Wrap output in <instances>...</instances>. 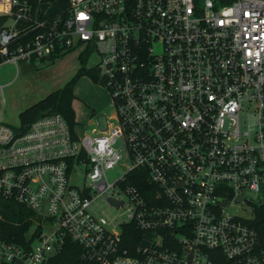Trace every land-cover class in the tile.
<instances>
[{
  "label": "built area",
  "instance_id": "obj_1",
  "mask_svg": "<svg viewBox=\"0 0 264 264\" xmlns=\"http://www.w3.org/2000/svg\"><path fill=\"white\" fill-rule=\"evenodd\" d=\"M0 17L3 62L75 52L113 106L82 138L56 112L0 119V199L42 220L0 264H50L67 240L74 264H264V0H0Z\"/></svg>",
  "mask_w": 264,
  "mask_h": 264
},
{
  "label": "rangeland",
  "instance_id": "obj_2",
  "mask_svg": "<svg viewBox=\"0 0 264 264\" xmlns=\"http://www.w3.org/2000/svg\"><path fill=\"white\" fill-rule=\"evenodd\" d=\"M52 3L50 10L56 9L54 0H43ZM90 63L81 64L75 52H70L52 61L34 60L32 63L19 62L16 66L12 62L0 64V118L3 123L15 127L19 124V113L47 94L63 87L68 80L83 68L85 73L74 86V101L72 103L75 118L74 130L82 138L90 134L92 129L97 130V120L101 127L105 118L113 115V106L107 89L100 83V75L89 70ZM92 121V123H90ZM116 177L114 173L109 179ZM77 185L87 183L83 174L73 180ZM98 210L109 215L114 213L108 206L100 202Z\"/></svg>",
  "mask_w": 264,
  "mask_h": 264
},
{
  "label": "trees",
  "instance_id": "obj_3",
  "mask_svg": "<svg viewBox=\"0 0 264 264\" xmlns=\"http://www.w3.org/2000/svg\"><path fill=\"white\" fill-rule=\"evenodd\" d=\"M25 1L31 3L34 7L37 6L38 3V0ZM55 1L58 7L63 10L68 6V0ZM5 20V17H0V27ZM3 61L4 59L0 56V63ZM79 61L84 65L85 59L83 57H80ZM84 73L85 70H83L82 67L79 68L63 87L52 91L20 112L19 122L23 126H27L46 112H56L62 115L70 129H72L75 126V118L72 109V102L74 101V86ZM37 222L40 223L42 220L35 215L34 212L16 203L0 199V240L8 243H29L41 231V227H38L33 235L28 237L31 227ZM251 224L257 229L259 241L264 248V207L255 210ZM78 255L79 248H77L72 241L67 240L65 248L53 257L50 264H74Z\"/></svg>",
  "mask_w": 264,
  "mask_h": 264
},
{
  "label": "crops",
  "instance_id": "obj_4",
  "mask_svg": "<svg viewBox=\"0 0 264 264\" xmlns=\"http://www.w3.org/2000/svg\"><path fill=\"white\" fill-rule=\"evenodd\" d=\"M54 3H55V7H56V9L54 10V11H52V10H50L51 9V7H52V3H50V4H48L47 2H45V1H43V0H38V3H37V6H38V8L43 12V13H46V14H53V13H55L58 9H59V7H58V5H57V3H56V1L54 0ZM16 69V73L18 72V69L17 68H15ZM1 90H2V85H0V92H1ZM37 102V101H36ZM35 102V103H36ZM73 103V102H72ZM34 104V103H33ZM28 108V107H27ZM1 119V118H0ZM2 121V120H1ZM20 123V122H19ZM9 126H11V125H9Z\"/></svg>",
  "mask_w": 264,
  "mask_h": 264
},
{
  "label": "water",
  "instance_id": "obj_5",
  "mask_svg": "<svg viewBox=\"0 0 264 264\" xmlns=\"http://www.w3.org/2000/svg\"><path fill=\"white\" fill-rule=\"evenodd\" d=\"M109 201H110L111 203H115L117 206L120 204L119 202H115V201L112 200V199H109Z\"/></svg>",
  "mask_w": 264,
  "mask_h": 264
},
{
  "label": "snow or ice",
  "instance_id": "obj_6",
  "mask_svg": "<svg viewBox=\"0 0 264 264\" xmlns=\"http://www.w3.org/2000/svg\"><path fill=\"white\" fill-rule=\"evenodd\" d=\"M83 15V14H82Z\"/></svg>",
  "mask_w": 264,
  "mask_h": 264
}]
</instances>
